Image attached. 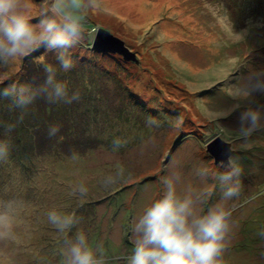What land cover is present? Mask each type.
<instances>
[{"label": "rangeland", "instance_id": "rangeland-1", "mask_svg": "<svg viewBox=\"0 0 264 264\" xmlns=\"http://www.w3.org/2000/svg\"><path fill=\"white\" fill-rule=\"evenodd\" d=\"M29 3L36 15L42 0ZM86 28L96 29L94 38L99 28L120 37L136 61L126 62L119 54L96 56L94 39L73 50L97 59L124 85L112 77L100 80L97 109L91 115L77 112L81 125L68 134L79 144L48 145L31 157L11 152L0 162V201H21L11 213L10 236L0 239V264H64L63 239L77 231L85 232L93 246L103 244L107 264H127L134 247L131 221L162 195L160 177L173 169L182 176L180 192L188 185L212 188L201 214L222 199L218 182L202 181L195 170H225L207 149L218 137L208 112L234 103L222 85L237 69L264 71V2L100 0ZM244 30L247 36L239 39ZM22 63L23 58L10 68L0 67V80L19 72ZM258 105H264V95L257 94L251 105L242 103L241 110ZM7 112L0 104L3 124H8ZM149 117L158 124L149 125ZM219 123L244 169L239 196L226 202L234 206L235 223L223 264H264V129L253 134L250 149L241 150L237 115ZM0 131L4 138V128ZM120 169L123 177L105 186L104 179ZM81 184L86 194L73 191ZM53 210L75 212L81 223L62 235L48 221Z\"/></svg>", "mask_w": 264, "mask_h": 264}, {"label": "clouds", "instance_id": "clouds-1", "mask_svg": "<svg viewBox=\"0 0 264 264\" xmlns=\"http://www.w3.org/2000/svg\"><path fill=\"white\" fill-rule=\"evenodd\" d=\"M99 7L100 0H42L39 12L33 15L29 0H0V67L10 68L18 60L43 48L55 52L59 70L69 72L75 67L72 51L86 40L94 39L96 29L89 31L86 25L90 11ZM237 35L244 39L247 30ZM42 66L45 78L39 85L10 80L0 87V100L10 101V110H26L38 98L51 104H71L79 100V93L69 95L68 83L58 79L57 66L51 63ZM222 89L234 103L221 110L209 111L208 116L216 122L218 138L229 144L226 159L219 164L225 170L221 172L207 166L195 170L202 181L211 178L218 182L222 199L201 214V205L212 195V188L188 185L180 192L178 185L182 176L179 171L173 169L161 176L162 195L131 221L134 247L126 257L127 264H223L235 223L232 219L234 206L229 207L226 202L239 196L244 169L240 157L233 154L234 149L225 138V129L219 121L236 114L239 148L248 150L252 147L253 134L264 129V105L241 110V104L251 105L257 94L264 95V71L245 74L242 69H237L236 75L223 82ZM148 124L158 122L149 117ZM0 127L5 131V137L0 138V162H3L12 150L6 134L15 125L0 122ZM58 131V126H52L48 134L54 136ZM113 143L118 147L121 141L117 139ZM122 177L123 169H120L114 175H108L103 183L111 186ZM73 191L83 195L87 188L81 184ZM20 204L21 201L15 198L0 201V239L10 236L11 213ZM47 218L62 235L79 225L82 219L75 212L56 210L49 211ZM260 235L264 236V232ZM62 243L64 264H107L103 244L93 246L83 231H77L74 237L65 235Z\"/></svg>", "mask_w": 264, "mask_h": 264}, {"label": "trees", "instance_id": "trees-1", "mask_svg": "<svg viewBox=\"0 0 264 264\" xmlns=\"http://www.w3.org/2000/svg\"><path fill=\"white\" fill-rule=\"evenodd\" d=\"M262 1L264 2V0ZM92 50L96 56H99L100 54H115L110 52H101L94 49ZM51 55L54 58L50 61L48 56ZM72 55L75 67L65 73L62 70H59L55 52H48L41 48L39 51L23 58L22 67L19 72L7 75L5 78L0 80L2 81V83H0V87H3L10 80H15L19 83H32L34 86L39 85L45 78L42 66L43 63H51L58 68V79L68 83L69 95L74 92H78L80 96L78 101H73L71 104L63 102L51 104L44 98H38L26 110H10V101L0 100V104L8 109V112L6 113L8 124L15 125L13 130L9 133V138L12 141L11 152L13 154L16 155L17 151L21 153L20 157H23L26 152L31 157L33 153L36 152V149L42 151L43 149L45 150L48 145L55 148H58L59 145H63L66 148L69 144H79L77 139L72 140V137L68 134H70V130L72 128L75 129L81 125V121L76 117L77 112H81L85 115H91V112L94 109H97L96 106L99 105L100 102L97 100L95 90L100 80L106 77H112L115 81H117L121 88L123 87L122 84L124 85V83L121 77H118L115 74L112 75L109 69L98 63L97 59L87 56L80 57L79 53L75 51H72ZM121 57L126 62L134 63V61L125 60L123 56ZM41 58H43L42 62ZM96 115L97 117L99 116V110H97ZM85 121L88 125L91 118L88 116ZM52 126H58L59 131L56 135L49 136L48 130ZM85 127H82L81 131L82 129H86ZM2 133L4 134V132ZM88 142L89 139L85 140L82 144L85 145ZM82 144L80 142V146H82Z\"/></svg>", "mask_w": 264, "mask_h": 264}, {"label": "water", "instance_id": "water-1", "mask_svg": "<svg viewBox=\"0 0 264 264\" xmlns=\"http://www.w3.org/2000/svg\"><path fill=\"white\" fill-rule=\"evenodd\" d=\"M92 48L101 52L119 54L123 56L125 60L136 61L132 58L134 52L129 49L125 41L105 28H99L97 30ZM228 146V143L222 142V140L217 137L207 145V149L218 163L226 159Z\"/></svg>", "mask_w": 264, "mask_h": 264}, {"label": "bare ground", "instance_id": "bare-ground-1", "mask_svg": "<svg viewBox=\"0 0 264 264\" xmlns=\"http://www.w3.org/2000/svg\"><path fill=\"white\" fill-rule=\"evenodd\" d=\"M206 43H207V41H206Z\"/></svg>", "mask_w": 264, "mask_h": 264}]
</instances>
